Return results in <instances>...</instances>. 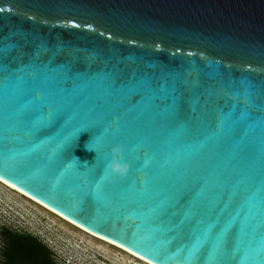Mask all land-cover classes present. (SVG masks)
<instances>
[{
  "label": "water",
  "instance_id": "1",
  "mask_svg": "<svg viewBox=\"0 0 264 264\" xmlns=\"http://www.w3.org/2000/svg\"><path fill=\"white\" fill-rule=\"evenodd\" d=\"M0 179L150 264H264V0H0Z\"/></svg>",
  "mask_w": 264,
  "mask_h": 264
},
{
  "label": "rangeland",
  "instance_id": "2",
  "mask_svg": "<svg viewBox=\"0 0 264 264\" xmlns=\"http://www.w3.org/2000/svg\"><path fill=\"white\" fill-rule=\"evenodd\" d=\"M2 225L11 234L39 240L51 250L56 264H147L91 236L31 198L0 185ZM1 251L0 246V263Z\"/></svg>",
  "mask_w": 264,
  "mask_h": 264
},
{
  "label": "trees",
  "instance_id": "3",
  "mask_svg": "<svg viewBox=\"0 0 264 264\" xmlns=\"http://www.w3.org/2000/svg\"><path fill=\"white\" fill-rule=\"evenodd\" d=\"M1 264H56L47 246L30 235H13L9 250H2Z\"/></svg>",
  "mask_w": 264,
  "mask_h": 264
},
{
  "label": "bare ground",
  "instance_id": "4",
  "mask_svg": "<svg viewBox=\"0 0 264 264\" xmlns=\"http://www.w3.org/2000/svg\"><path fill=\"white\" fill-rule=\"evenodd\" d=\"M0 185L4 186V187H6V188H9V189H13V190H15L17 193L22 194V195H24V196H26V197H28V198H31L30 196H28V195L24 194L23 192L17 190L16 188L12 187L11 185H9L8 183H6L5 181H3V180H1V179H0ZM31 199L34 200L35 202L39 203L40 205L44 206L45 208L49 209V210L52 211L53 213L57 214L58 216H60V217L63 218L64 220H66L67 222H70L71 224H73V225L77 226L78 228L82 229L83 231L89 233L91 236H94L95 238L100 239V240H101L102 242H104V243L106 242L107 245H110V246L116 247V248H118V249H121L122 251L127 252V254H129V255L131 254L130 256H132V257L134 256L133 258H134L135 260H139V261H142V262H144V263L150 264V263L146 262L145 260L139 258L138 256L132 254L131 252L125 250L124 248H122V247H120V246H118V245H116V244H113V243H111V242H109V241H107V240H105V239H103V238H101V237H99V236H97V235H95V234H92V233L88 232L87 230H85V229L81 228L80 226L76 225L75 223L69 221V220L66 219L65 217H63V216H61L60 214L56 213L55 211L51 210V209L48 208L47 206H45V205H43L42 203L38 202L37 200H35V199H33V198H31Z\"/></svg>",
  "mask_w": 264,
  "mask_h": 264
},
{
  "label": "clouds",
  "instance_id": "5",
  "mask_svg": "<svg viewBox=\"0 0 264 264\" xmlns=\"http://www.w3.org/2000/svg\"><path fill=\"white\" fill-rule=\"evenodd\" d=\"M110 159L108 160L107 167L114 172H123L126 170V164L119 159L121 146L118 144L112 145L110 148Z\"/></svg>",
  "mask_w": 264,
  "mask_h": 264
},
{
  "label": "flooded vegetation",
  "instance_id": "6",
  "mask_svg": "<svg viewBox=\"0 0 264 264\" xmlns=\"http://www.w3.org/2000/svg\"><path fill=\"white\" fill-rule=\"evenodd\" d=\"M0 235H1L0 238L2 239V242L0 239L1 250H9L11 246V241L13 239V235L15 234H11L9 229L6 226L2 225V227H0ZM1 255H2V251H1ZM3 260H4V257H3Z\"/></svg>",
  "mask_w": 264,
  "mask_h": 264
}]
</instances>
